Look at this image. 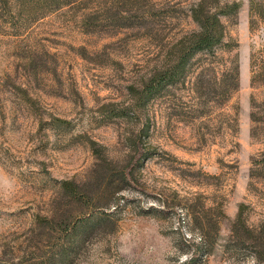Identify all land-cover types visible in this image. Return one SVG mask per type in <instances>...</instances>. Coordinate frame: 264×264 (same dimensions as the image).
<instances>
[{
	"label": "rangeland",
	"instance_id": "rangeland-1",
	"mask_svg": "<svg viewBox=\"0 0 264 264\" xmlns=\"http://www.w3.org/2000/svg\"><path fill=\"white\" fill-rule=\"evenodd\" d=\"M17 1L0 3L15 21L0 32V262L183 264L212 219L216 248L195 264H254L222 243L241 203L264 224V0L211 3L240 4L223 19L239 58L223 101L222 73L200 54L154 98L143 88L197 29L198 0ZM90 212L95 226L72 228Z\"/></svg>",
	"mask_w": 264,
	"mask_h": 264
},
{
	"label": "trees",
	"instance_id": "trees-1",
	"mask_svg": "<svg viewBox=\"0 0 264 264\" xmlns=\"http://www.w3.org/2000/svg\"><path fill=\"white\" fill-rule=\"evenodd\" d=\"M15 1V2H14ZM214 0H198L191 7V15L198 27L195 30L187 32L174 42L170 51L163 61L156 66L149 79L144 82V91L147 96L154 98L163 90H167L169 84L175 83L184 75L188 64L192 63V58L200 54L201 57H209V63L214 64V70L222 73V79L217 82L222 88L219 95L220 100H225L231 97L239 88V58L237 53H233L234 47L232 41L227 37L226 24L224 17L236 16L240 4L238 1L220 3L219 5H212ZM0 3H6L8 6L11 3H18L17 0H0ZM10 11L12 10V6ZM13 24L15 21L10 19ZM4 18V14L0 11V32L3 30V25L10 21ZM228 54V61L225 57ZM232 54V56H229ZM199 58V60L201 59ZM203 60L199 62L201 65ZM224 64V65H223ZM253 64L256 65V57L253 55ZM222 66V67H221ZM204 68L199 72L197 84L203 86L204 80L202 75ZM219 73V72H218ZM255 101H253L254 103ZM251 117L257 119L256 110L251 111ZM96 143L93 144V149L98 152ZM142 156V155H141ZM140 156V158H141ZM130 171H124V177H127ZM62 193L70 191L72 199H79V185L77 186L70 180H62ZM112 203L109 204L111 206ZM85 214V213H83ZM84 218L74 220L72 228H76L80 224H91L90 227L95 226L101 217L94 216L92 212L87 213ZM47 221L54 223L56 221L55 213L50 217L41 219V222ZM65 224V220H62ZM220 221H212L207 219L206 226L212 228L208 232H203L199 240L194 238V249L189 254L188 258L183 264H195L200 261L205 255H210L216 248V243L220 237ZM214 227V230H213ZM75 230V229H73ZM223 251L239 250L242 246L250 249L253 256L254 264H264V224L252 225L248 222L246 217V205L241 203L235 218L231 222L230 233L225 242L222 243ZM69 251L72 253L74 246L65 247L59 263L67 261ZM0 264H6L0 262ZM45 264V263H35Z\"/></svg>",
	"mask_w": 264,
	"mask_h": 264
}]
</instances>
